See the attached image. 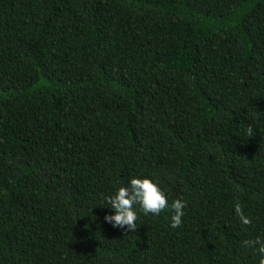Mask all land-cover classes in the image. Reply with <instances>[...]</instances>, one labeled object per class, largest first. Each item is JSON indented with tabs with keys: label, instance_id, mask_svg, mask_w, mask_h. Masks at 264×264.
<instances>
[{
	"label": "trees",
	"instance_id": "1",
	"mask_svg": "<svg viewBox=\"0 0 264 264\" xmlns=\"http://www.w3.org/2000/svg\"><path fill=\"white\" fill-rule=\"evenodd\" d=\"M133 176L180 226L104 221ZM257 236L264 0H0V264H259Z\"/></svg>",
	"mask_w": 264,
	"mask_h": 264
},
{
	"label": "clouds",
	"instance_id": "2",
	"mask_svg": "<svg viewBox=\"0 0 264 264\" xmlns=\"http://www.w3.org/2000/svg\"><path fill=\"white\" fill-rule=\"evenodd\" d=\"M249 135L252 129L248 130ZM106 203L111 209V214H105L104 221L111 224L112 227L126 229V232L135 231L138 211L144 214L159 215L166 208L172 210L170 216L171 228H177L181 225V218L184 216L186 201L175 199L169 205L168 197L159 181L149 176L130 177L126 185L118 186L113 192L105 195ZM138 205L136 208L134 206ZM234 211L239 217L242 225H248L252 221L246 216L239 203L234 206ZM244 246L252 248L258 255L259 264H264V237L257 236L255 239L243 241Z\"/></svg>",
	"mask_w": 264,
	"mask_h": 264
}]
</instances>
